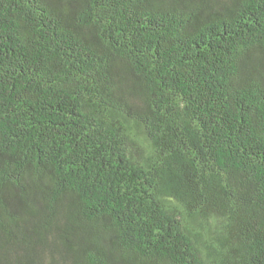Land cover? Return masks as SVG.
Returning <instances> with one entry per match:
<instances>
[{"label":"trees","instance_id":"trees-1","mask_svg":"<svg viewBox=\"0 0 264 264\" xmlns=\"http://www.w3.org/2000/svg\"><path fill=\"white\" fill-rule=\"evenodd\" d=\"M0 264H264V0H0Z\"/></svg>","mask_w":264,"mask_h":264}]
</instances>
